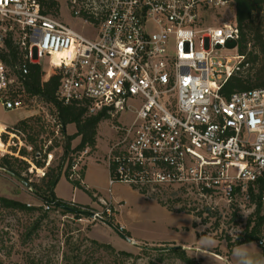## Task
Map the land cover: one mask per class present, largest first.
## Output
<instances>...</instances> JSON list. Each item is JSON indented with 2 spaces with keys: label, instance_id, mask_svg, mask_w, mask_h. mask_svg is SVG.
Listing matches in <instances>:
<instances>
[{
  "label": "built area",
  "instance_id": "obj_1",
  "mask_svg": "<svg viewBox=\"0 0 264 264\" xmlns=\"http://www.w3.org/2000/svg\"><path fill=\"white\" fill-rule=\"evenodd\" d=\"M234 1L69 0L72 16L93 30L83 36L45 13L43 0H0V49L10 37L24 58L17 75L0 60V108L24 109L28 64H36L59 76L54 97L62 105L132 115L114 127L118 136L105 156L109 194L122 183L247 200L249 186L264 176V87L222 94L244 61L235 14L217 20ZM46 57L51 72L42 70ZM89 151L72 155L70 181L83 184ZM101 202L102 212L90 210L89 219L109 224L115 207Z\"/></svg>",
  "mask_w": 264,
  "mask_h": 264
},
{
  "label": "rangeland",
  "instance_id": "obj_2",
  "mask_svg": "<svg viewBox=\"0 0 264 264\" xmlns=\"http://www.w3.org/2000/svg\"><path fill=\"white\" fill-rule=\"evenodd\" d=\"M56 3L54 17L83 36H93L92 28L82 26L72 16L69 0ZM231 14H235L232 9L223 11L217 20L227 21ZM225 54L231 56L235 51ZM52 61L51 57L44 58L42 70L51 72ZM249 67V71L243 67L240 72L250 73L254 83L260 66L257 63ZM22 99L25 105L22 110L6 112L0 108V158L18 159L15 165L19 177L29 188L0 168V198L30 205L35 210L0 205V264H187L170 251L173 247H185L186 257L200 260L198 264H239V260L243 264V254L239 258L233 255V250L241 246L254 262L264 264L258 242L228 248L229 242L245 235L247 221L255 211L254 203L240 194L227 203L219 196H203L196 189L179 186L140 189L116 183L109 194L105 157L101 161L86 160L82 187L74 190L71 181L62 175L54 192L66 206L74 208L80 204L90 207L96 200L93 195L102 201L114 199L115 206H121L118 208L121 224L114 216L106 220L116 229L122 227V232L132 238L131 243L106 222L82 216L77 219L60 209L46 210L44 194L37 187L42 186L48 169L61 164L65 135H74L75 127L68 125L63 135L52 104L38 96L25 95ZM107 115L98 124L95 148H89L90 151H108L118 136L114 127L128 124L133 118L128 113ZM79 139H72L70 151L76 148ZM21 151L26 152L25 156L19 155ZM36 152L39 153L35 157ZM47 154L52 157L48 159ZM67 161V158L63 161V169ZM90 208L102 212L104 206L100 201ZM261 230L264 231V223Z\"/></svg>",
  "mask_w": 264,
  "mask_h": 264
},
{
  "label": "trees",
  "instance_id": "obj_3",
  "mask_svg": "<svg viewBox=\"0 0 264 264\" xmlns=\"http://www.w3.org/2000/svg\"><path fill=\"white\" fill-rule=\"evenodd\" d=\"M43 7L45 13L53 15L52 13H55L57 10L56 0H43ZM234 10L236 24L240 30L238 52L240 55L244 56V61L242 62L239 71L231 76L224 84L222 94L225 97H229L233 92L264 87V0H235ZM0 60L8 69H10L11 73L15 75L19 73L18 66L24 63L23 53L12 42L10 37L6 38L3 48L0 49ZM257 63L260 66L258 69L259 74L255 75V81L253 83L251 74L247 72L245 75H242L240 70L245 67L246 70L249 71V66ZM28 67L29 73L24 85L25 93L32 97H42L46 102L55 107L57 118L63 129V135H65V128L68 125H73L75 127L74 135H65L61 164L55 169H48L42 179V186L37 187V189L41 190L44 194L43 197L45 204L49 205L52 209H60L62 212L68 213V211L61 207L66 206V204L55 196L54 189L62 175L68 179V171L72 160L71 156L74 153L84 150L86 147L91 150L95 148L98 124L102 118L108 117V115L105 112H100L96 115H89L84 107L62 105L57 102L54 97L59 83V76L42 72L40 67L36 64L29 63ZM75 137L80 138L79 143L74 150L70 151V143ZM90 152L91 151H89V153ZM37 153L39 152L35 153V157L37 156ZM24 154H26L25 151L19 153L20 156H25ZM66 158L68 161L66 162V167L63 169L62 163ZM10 159L13 160V162H11ZM16 162H18V159L16 158L12 159V157L6 156L1 157L0 168L20 176V172L15 165ZM37 165L41 166L40 163H37ZM81 175L83 177V170ZM71 183L74 185V188L82 187L78 182L71 181ZM248 195V201L255 204V211L252 215L254 219H252V216L248 219L245 235L242 239H238L233 243L229 242L228 248L230 250L241 243L259 242L264 238V231L262 232L261 230L264 223V176L256 183L249 186ZM0 205L3 208L26 211L35 210L30 206L6 198H0ZM77 208L92 210L90 207L80 205ZM233 215L235 216L236 213L233 212ZM74 216L77 219L82 218L80 215ZM109 224L113 225L111 221H109ZM114 227L117 228L116 226ZM248 228H250L249 231H247ZM122 234L129 238L126 233L122 232ZM260 248L264 259V247ZM170 251L178 254L179 258L187 264L200 263V260L196 261L193 258H187L186 251L180 249V247H173Z\"/></svg>",
  "mask_w": 264,
  "mask_h": 264
},
{
  "label": "water",
  "instance_id": "obj_4",
  "mask_svg": "<svg viewBox=\"0 0 264 264\" xmlns=\"http://www.w3.org/2000/svg\"><path fill=\"white\" fill-rule=\"evenodd\" d=\"M9 175H11L13 178H15L16 180H18L19 182H21L22 184H24L26 187L29 188V185L27 183H25L23 181V179H21L19 176L8 172ZM64 210L68 211V213H71L72 215H80L82 217L85 218H93L94 217V212L87 210V209H83V208H74V207H70V206H61ZM109 227H111L114 231H116L121 237H123L124 239H126L128 242L131 243V239L125 237L122 233H120L113 225L111 224H107ZM180 249L184 250L185 247H180Z\"/></svg>",
  "mask_w": 264,
  "mask_h": 264
},
{
  "label": "crops",
  "instance_id": "obj_5",
  "mask_svg": "<svg viewBox=\"0 0 264 264\" xmlns=\"http://www.w3.org/2000/svg\"><path fill=\"white\" fill-rule=\"evenodd\" d=\"M3 111V110H2ZM107 154V151H91L89 154H88V156H87V158H86V160L88 159V158H90V159H92V158H94L95 159V161H101L104 157H105V155ZM92 155H94V157H91ZM86 162V161H85ZM86 169H87V165L86 166H84V169H83V177H82V179L84 180L85 179V171H86ZM108 171V170H107ZM84 185V181H83V184H82V186ZM74 190H75V188H74ZM55 193V192H54ZM55 196L58 198V196L55 194ZM59 199V198H58ZM93 199H96L94 202H93V204L90 206V207H92L93 208V205H95L96 203H100V201H102V199H100L99 197H96L95 195H93ZM109 202H111L113 205H114V207H115V211H117L119 214H114V219H116L117 220V222H119L120 224H121V221H120V212H119V210H118V208H120L121 206H118L117 204V206H115V202H114V199H112V198H110L109 200H108ZM71 203H73V202H71ZM74 204H77V203H75L74 202ZM78 205V204H77ZM80 206H87V207H89V205H87V204H80ZM126 231H128V230H126ZM129 232V231H128ZM132 239V238H131Z\"/></svg>",
  "mask_w": 264,
  "mask_h": 264
},
{
  "label": "clouds",
  "instance_id": "obj_6",
  "mask_svg": "<svg viewBox=\"0 0 264 264\" xmlns=\"http://www.w3.org/2000/svg\"><path fill=\"white\" fill-rule=\"evenodd\" d=\"M241 254H243V256H244L243 264H260V262H254L251 259V257L248 254L247 249L244 248L243 246L233 250V255L235 257L239 258ZM239 264H240V260H239Z\"/></svg>",
  "mask_w": 264,
  "mask_h": 264
}]
</instances>
